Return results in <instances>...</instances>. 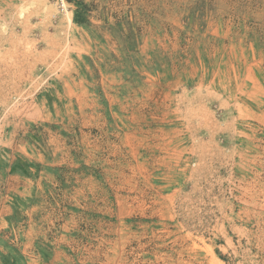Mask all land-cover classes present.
Wrapping results in <instances>:
<instances>
[{
  "label": "rangeland",
  "instance_id": "1",
  "mask_svg": "<svg viewBox=\"0 0 264 264\" xmlns=\"http://www.w3.org/2000/svg\"><path fill=\"white\" fill-rule=\"evenodd\" d=\"M0 264H264V0H0Z\"/></svg>",
  "mask_w": 264,
  "mask_h": 264
},
{
  "label": "trees",
  "instance_id": "2",
  "mask_svg": "<svg viewBox=\"0 0 264 264\" xmlns=\"http://www.w3.org/2000/svg\"><path fill=\"white\" fill-rule=\"evenodd\" d=\"M76 17H77V18H76L77 21H81V20H79L80 18H78L79 16H76Z\"/></svg>",
  "mask_w": 264,
  "mask_h": 264
}]
</instances>
